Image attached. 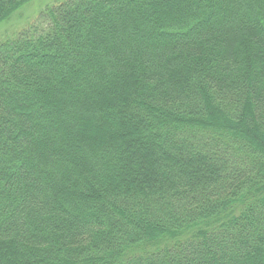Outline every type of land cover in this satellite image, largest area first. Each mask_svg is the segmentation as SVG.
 Masks as SVG:
<instances>
[{"label":"trees","instance_id":"obj_1","mask_svg":"<svg viewBox=\"0 0 264 264\" xmlns=\"http://www.w3.org/2000/svg\"><path fill=\"white\" fill-rule=\"evenodd\" d=\"M0 264H264V0H62L1 42Z\"/></svg>","mask_w":264,"mask_h":264},{"label":"rangeland","instance_id":"obj_2","mask_svg":"<svg viewBox=\"0 0 264 264\" xmlns=\"http://www.w3.org/2000/svg\"><path fill=\"white\" fill-rule=\"evenodd\" d=\"M62 0H32L15 11L11 17L0 24V43L15 35L38 17L47 6Z\"/></svg>","mask_w":264,"mask_h":264}]
</instances>
